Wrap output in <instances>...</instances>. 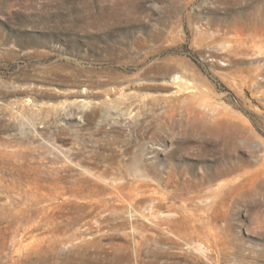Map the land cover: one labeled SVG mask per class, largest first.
<instances>
[{"label": "rangeland", "instance_id": "obj_1", "mask_svg": "<svg viewBox=\"0 0 264 264\" xmlns=\"http://www.w3.org/2000/svg\"><path fill=\"white\" fill-rule=\"evenodd\" d=\"M0 264H264V0H0Z\"/></svg>", "mask_w": 264, "mask_h": 264}]
</instances>
